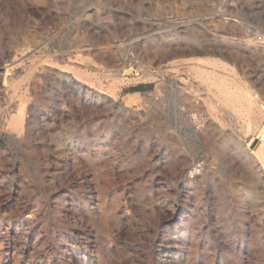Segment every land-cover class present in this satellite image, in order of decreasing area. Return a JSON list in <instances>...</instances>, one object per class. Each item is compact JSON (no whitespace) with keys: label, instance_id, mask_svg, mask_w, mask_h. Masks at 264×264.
I'll list each match as a JSON object with an SVG mask.
<instances>
[{"label":"rangeland","instance_id":"rangeland-1","mask_svg":"<svg viewBox=\"0 0 264 264\" xmlns=\"http://www.w3.org/2000/svg\"><path fill=\"white\" fill-rule=\"evenodd\" d=\"M258 33L264 0H0V264H264L242 120L187 137L168 85L197 41L264 101Z\"/></svg>","mask_w":264,"mask_h":264},{"label":"bare ground","instance_id":"bare-ground-1","mask_svg":"<svg viewBox=\"0 0 264 264\" xmlns=\"http://www.w3.org/2000/svg\"><path fill=\"white\" fill-rule=\"evenodd\" d=\"M254 43L251 50L252 54L264 56V46L260 45L257 41ZM208 47L209 45L207 46V44L201 42L186 41L177 44L170 54V64L175 73V76L168 80L170 92L173 98L175 97L180 105H183L187 109V111L180 116L183 133L190 138H207V135L212 132L210 129V120L216 119L219 114H221L223 119L228 118L230 124L237 123L238 118H240L243 122L242 134L247 139V142L244 146L235 145L238 158L243 159L251 166L252 170L250 177L253 183H255L254 185H258L261 181H263L262 184L264 185V123L257 126L255 121L256 118L253 117L252 114L253 108L256 107L258 113L264 115V101L257 98L255 93L245 84H238L234 88L230 86L226 75L220 70V68H226L225 65L227 63V57H224L221 52L220 54L218 53L220 58H217V60L212 63V67H209V62L201 57V54L204 53L205 50L208 52ZM227 55L234 58L233 60L241 59L237 52L230 51ZM182 73H185L187 78H182L180 76ZM244 73L245 72H243V74ZM157 76L158 84L156 89L157 95L159 96L162 91V85L166 81V76L162 73V70H158ZM179 81L184 82L181 88L178 85ZM160 100L162 101L163 99L161 98ZM199 107H201V110L198 109ZM215 148L218 153L224 154L228 152L227 148H223L222 146L216 145ZM182 165L184 168L190 169V178L199 176L205 168L203 161L195 163L194 161L185 160L182 162ZM248 189L249 188H247V190ZM62 209H64L63 200L61 201L59 210Z\"/></svg>","mask_w":264,"mask_h":264},{"label":"built area","instance_id":"built-area-1","mask_svg":"<svg viewBox=\"0 0 264 264\" xmlns=\"http://www.w3.org/2000/svg\"><path fill=\"white\" fill-rule=\"evenodd\" d=\"M256 41L264 46V33H258L255 35Z\"/></svg>","mask_w":264,"mask_h":264},{"label":"crops","instance_id":"crops-1","mask_svg":"<svg viewBox=\"0 0 264 264\" xmlns=\"http://www.w3.org/2000/svg\"><path fill=\"white\" fill-rule=\"evenodd\" d=\"M136 92L142 91V87L134 89Z\"/></svg>","mask_w":264,"mask_h":264}]
</instances>
